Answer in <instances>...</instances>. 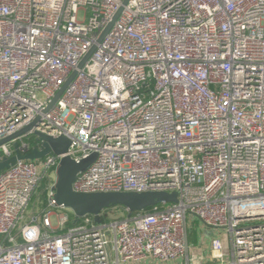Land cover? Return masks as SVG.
<instances>
[{
  "label": "built area",
  "instance_id": "obj_1",
  "mask_svg": "<svg viewBox=\"0 0 264 264\" xmlns=\"http://www.w3.org/2000/svg\"><path fill=\"white\" fill-rule=\"evenodd\" d=\"M123 2L0 0V139L39 117L67 155L97 154L74 191L178 201L69 226L51 192L65 154L19 160L0 171V264H201L194 220L229 235L208 264H264V0ZM34 130L0 160L15 141L30 151Z\"/></svg>",
  "mask_w": 264,
  "mask_h": 264
},
{
  "label": "water",
  "instance_id": "obj_2",
  "mask_svg": "<svg viewBox=\"0 0 264 264\" xmlns=\"http://www.w3.org/2000/svg\"><path fill=\"white\" fill-rule=\"evenodd\" d=\"M130 0H124L126 5ZM122 7L117 11L112 21L109 22L105 28L100 40L107 34L112 27L117 17L119 16ZM96 46H93L88 54L85 56L80 64V67L88 60L93 53ZM76 71L72 73L64 86L58 91L56 96L50 103V109L61 96V94L70 85ZM39 117H36L30 124L21 128L17 132L0 139V147L8 144L11 141L19 139L21 136L34 130L37 125ZM34 135L40 140V146L31 149L28 152L23 153L19 148V143L15 141V152L10 157H4L0 160V171L9 169L19 160L36 161L45 158L50 154H65L56 168L55 182L52 186V198L57 204L63 205L73 211L74 222L87 215H92L96 223L101 222V214L104 210L110 207L122 206L130 214L151 208L160 203H169L178 201L177 192H164V191H146V192H92V193H80L73 189V183L80 172H84L95 161L97 154H91L90 156L75 160L66 153L69 150L71 140L65 136H51L41 131L34 130Z\"/></svg>",
  "mask_w": 264,
  "mask_h": 264
},
{
  "label": "rangeland",
  "instance_id": "obj_3",
  "mask_svg": "<svg viewBox=\"0 0 264 264\" xmlns=\"http://www.w3.org/2000/svg\"><path fill=\"white\" fill-rule=\"evenodd\" d=\"M123 212H119L112 217H121ZM53 222L56 224V219L53 217ZM190 257L192 262L208 264L217 263L219 260L214 258L213 254V242L218 239L222 243V252L227 255L229 252V235L224 229H213L205 227L200 221L194 220L190 225ZM202 237L208 241V247L203 245ZM229 256V255H228Z\"/></svg>",
  "mask_w": 264,
  "mask_h": 264
},
{
  "label": "trees",
  "instance_id": "obj_4",
  "mask_svg": "<svg viewBox=\"0 0 264 264\" xmlns=\"http://www.w3.org/2000/svg\"><path fill=\"white\" fill-rule=\"evenodd\" d=\"M25 140L30 144L31 149L40 146V143H41L40 140H38L35 135H30ZM46 187H47V182L44 181L43 184L41 185L39 193H38V198L40 200H42L44 203H46V201H47V189H46ZM113 208H118V209H121L122 211L125 210V208L122 206H116V207H110V208L104 210V212H108V211L112 210ZM89 216H92V215H89ZM74 219H75V217L73 215H71L70 220L68 222L69 226L79 224L82 221V219H79L76 222H74Z\"/></svg>",
  "mask_w": 264,
  "mask_h": 264
},
{
  "label": "crops",
  "instance_id": "obj_5",
  "mask_svg": "<svg viewBox=\"0 0 264 264\" xmlns=\"http://www.w3.org/2000/svg\"><path fill=\"white\" fill-rule=\"evenodd\" d=\"M190 238H191V235H190ZM202 240H203L202 244L203 245L205 244V246L208 247V243H207L208 241H206V239L204 237H202Z\"/></svg>",
  "mask_w": 264,
  "mask_h": 264
}]
</instances>
